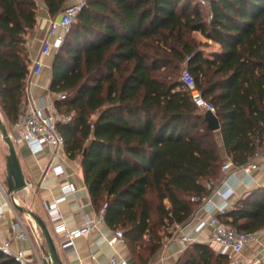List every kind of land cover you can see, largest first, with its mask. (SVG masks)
I'll return each mask as SVG.
<instances>
[{
  "label": "trees",
  "instance_id": "obj_1",
  "mask_svg": "<svg viewBox=\"0 0 264 264\" xmlns=\"http://www.w3.org/2000/svg\"><path fill=\"white\" fill-rule=\"evenodd\" d=\"M51 16L68 0H43ZM208 10L211 18H208ZM35 0H0V103L12 123L27 86L25 35ZM217 42L205 56L192 33ZM186 64L213 103L219 130L180 80ZM50 91L71 159L79 158L95 210L147 261L221 182L217 132L241 167L264 150V0H87L54 55ZM198 197V200H193ZM217 217L243 232L264 228V186ZM0 264H19L0 252ZM177 264H229L194 242ZM264 264V261L261 263Z\"/></svg>",
  "mask_w": 264,
  "mask_h": 264
},
{
  "label": "crops",
  "instance_id": "obj_2",
  "mask_svg": "<svg viewBox=\"0 0 264 264\" xmlns=\"http://www.w3.org/2000/svg\"><path fill=\"white\" fill-rule=\"evenodd\" d=\"M35 1L37 4L36 24L34 28L25 35L28 60L35 57L42 41L48 37L45 30L39 29V21L44 17H55L49 14L43 0ZM68 2H70V0H68L67 3ZM194 32L201 36L198 31ZM51 38L53 37H50V39ZM207 41L214 45L211 49H207L206 53L204 52L205 56H210L211 53L219 51L220 46L217 42L211 39H207ZM204 49L203 47V51ZM55 53V50L51 52L47 57L43 70L40 74L32 78V84L29 85V92L33 99L37 101L50 91L52 63ZM217 138L219 140L221 155L225 160L227 156L219 132H217ZM2 142H4L3 139ZM2 154L5 161V147H3ZM17 154H19L18 157L21 168L27 179V186L24 188L29 194L27 198V208L36 212L47 224L63 264H108L111 255L126 258L128 264H177L179 257L191 244L181 239L183 234L192 237L194 239L192 243H207L217 252H221V247L218 244L207 241L208 237L212 234V227L207 223L198 227L202 222L207 221L211 215V213L201 206L198 207L185 224L170 229L172 231L171 235L163 239L161 247L147 261H142L135 257L125 242L117 243L114 246L109 245L107 238L113 234L115 229L109 227L105 221L97 223L88 236L78 237L74 239L73 243L70 245L65 244L64 236L53 230V224L50 221L45 207L46 202L61 195V187L63 185L68 181L73 182L75 185V190L73 192H67L58 201L64 221L69 228L81 225L84 221V217H94L100 212L95 210L91 202L80 161H77L76 158H69L65 150L62 149L59 154L61 171H54L49 164L52 156L47 148L44 149V151L33 154L25 144L21 143L18 147ZM253 162L256 163L257 167L251 170L248 176L240 169L235 170L232 172L233 174L229 176L226 172L221 173V190L229 187L232 189V192L226 199L223 198L220 192L211 193L209 199L215 206H219L226 200V210H228L233 206L235 201L246 195L248 191L264 186V150L256 156ZM224 178L227 179L225 182ZM0 185L6 192L5 181L4 184L0 181ZM18 192L14 194V198L15 201L21 205L17 197ZM0 206L4 210V214L0 217V241L10 239L11 248L13 250H22L24 255L31 260H37L38 258L42 259L45 256L46 244L39 227L30 217L19 212L14 207L7 193L5 195L0 193ZM212 213L218 215L220 212L215 208ZM17 219L21 220L23 227L27 230V239L13 237V233L20 230H14L13 228V222ZM262 245H264V228L257 239L249 242L244 247L241 257L245 259L252 258Z\"/></svg>",
  "mask_w": 264,
  "mask_h": 264
},
{
  "label": "built area",
  "instance_id": "obj_3",
  "mask_svg": "<svg viewBox=\"0 0 264 264\" xmlns=\"http://www.w3.org/2000/svg\"><path fill=\"white\" fill-rule=\"evenodd\" d=\"M199 2L206 8L209 5V0H199ZM86 3L87 0H70L57 16L44 17L39 21V29L45 30L48 37L42 41L35 57L28 60V86H26L25 93L19 104L16 120L11 125L12 132H8L14 144H25L33 154H37L47 148L52 156L49 164L54 171H61L59 154L60 150L64 147V136L59 130V124L68 123L71 120L72 115L69 112L59 110L56 107L55 100H65V94L49 91L37 101L33 99L29 92V85L32 84L31 79L41 73L45 67L47 57L51 52L53 50L56 51L60 47L65 34ZM208 18H211L209 10ZM50 37L53 38L50 39ZM180 80L191 95V98L197 107L204 111L210 110L215 113V106L202 95L196 85L194 76L186 64H183L180 69ZM256 167L257 165L253 161L242 165L241 167H237L233 165L231 160L227 157L221 164V171L226 172L229 176L232 175V172L235 170L240 169L246 176H248L251 170ZM226 180L227 179L224 178V182ZM206 186L211 189V193L220 192L224 199H226L232 192V189L229 187L221 190V182L217 186H213L211 182H207ZM74 190V183L68 181L61 187L60 196L54 197L51 201L45 203L48 216L53 224V230L56 233L62 234L64 236L65 244L69 245L78 237L88 236L97 223L104 222V209H101L94 217H84V221L81 225L74 228H69L67 226L60 211L58 201L64 196V194L67 192H73ZM0 193L2 195L6 194L5 189L1 185ZM209 196L202 199L200 206L211 213V215L207 221L202 222L198 226L200 227L204 223H207L212 227V234L208 237L207 241L216 243L221 247V253L227 255L229 264H261L264 261V245L260 247L258 252L252 258H242L241 253L249 242L257 239V237L263 232V229L256 232H243L238 230L235 226L224 223L216 214L212 213V211L217 208L220 213L224 212L227 208L226 200H224L219 206H215L210 201ZM192 199L198 200V197H193ZM3 214L4 210L0 206V217ZM13 228L14 230L20 229L13 233V237L18 239L28 238L27 230L23 227L21 220L17 219L14 221ZM181 239L188 244L194 241L192 237H189L186 234H183ZM107 242L111 246L124 242L123 231L121 229H115L113 234L107 238ZM0 252L12 257L19 264H42V261L39 258L37 260H31L24 255L22 250H13L11 248L10 239L0 241ZM108 264H128V262L124 257L111 255Z\"/></svg>",
  "mask_w": 264,
  "mask_h": 264
},
{
  "label": "water",
  "instance_id": "obj_4",
  "mask_svg": "<svg viewBox=\"0 0 264 264\" xmlns=\"http://www.w3.org/2000/svg\"><path fill=\"white\" fill-rule=\"evenodd\" d=\"M205 119L207 121V126L211 130H219L220 122L216 114L210 110H205ZM0 133L3 141L7 145L8 153L5 157V185L6 193L10 196V199L14 207L21 213L30 217L35 224L39 227L41 234L44 238L46 244L45 256L41 259L42 264H63L59 253L57 251L55 242L51 236V233L47 227V224L41 216L30 208L24 209L19 205L14 198V194L27 186V179L22 171L20 160L16 151L15 144L11 139L5 124L0 117Z\"/></svg>",
  "mask_w": 264,
  "mask_h": 264
},
{
  "label": "rangeland",
  "instance_id": "obj_5",
  "mask_svg": "<svg viewBox=\"0 0 264 264\" xmlns=\"http://www.w3.org/2000/svg\"><path fill=\"white\" fill-rule=\"evenodd\" d=\"M203 6V5H202ZM192 35L201 43H207L206 46H202L204 47V52L206 53V50L207 49H211L213 47V43L207 41V38H205L203 35L199 36L196 32H193ZM203 36V38H202ZM58 49L55 51L57 52ZM32 81V79H31ZM0 113H1V117H2V121L3 123L5 124V127L7 128V131L8 132H12L11 131V122L9 121L8 117L5 115L4 111L2 110V105L0 103ZM0 141L2 142V138H1V133H0ZM0 142V181L4 184V181H5V176H6V169H5V161L3 159V147H5V154L8 153V150H7V145L6 143ZM20 144H15V147H16V150H17V153H18V147H19ZM20 154V153H19ZM18 154V155H19ZM76 160L78 161L79 158H76ZM29 194L27 193L26 189H22L18 192V195L17 197L19 198V203L21 204V206L24 208V209H28V205H27V198H28Z\"/></svg>",
  "mask_w": 264,
  "mask_h": 264
}]
</instances>
